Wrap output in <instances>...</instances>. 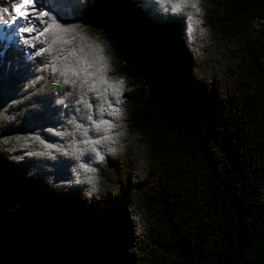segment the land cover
<instances>
[{
  "label": "trees",
  "instance_id": "16d2710c",
  "mask_svg": "<svg viewBox=\"0 0 264 264\" xmlns=\"http://www.w3.org/2000/svg\"><path fill=\"white\" fill-rule=\"evenodd\" d=\"M198 7L59 5L56 47L101 42L119 102L0 43L1 264H264V0Z\"/></svg>",
  "mask_w": 264,
  "mask_h": 264
},
{
  "label": "snow or ice",
  "instance_id": "6c2138e0",
  "mask_svg": "<svg viewBox=\"0 0 264 264\" xmlns=\"http://www.w3.org/2000/svg\"><path fill=\"white\" fill-rule=\"evenodd\" d=\"M75 2L79 3V0ZM157 2L168 6L173 14L181 18L188 8L200 12L199 0H157ZM62 3L64 0H18L11 3L10 8L0 9V30L10 34L4 39L18 37V40L12 42L22 44L25 49L33 50L28 52L29 57H43V62H37L41 64L40 70L50 72L53 77L62 78V80H56L57 83L76 85L79 81V84L86 86L89 91H96L104 97L110 94L116 102H119L124 82L108 76L111 69L101 42L94 40L91 44L79 49L56 47L58 44L68 45L70 41L64 37L75 31L74 28L66 26L59 9ZM188 19L191 20L192 16L188 15ZM201 31L203 32V29ZM11 46V44L8 45L9 48ZM77 51L82 52L83 55L75 61L69 60V57L75 56ZM5 54L4 50H0V60ZM59 103L64 102L61 100ZM88 119L92 122L91 116ZM93 127L97 132L102 131L105 134L100 135L99 138H86L83 143L90 146L97 160H103V156L95 145L112 140V136L107 133L113 129L114 125L106 119H100L98 123L93 122ZM108 151L115 150L108 149ZM89 182L93 183L94 188V182L91 179Z\"/></svg>",
  "mask_w": 264,
  "mask_h": 264
},
{
  "label": "rangeland",
  "instance_id": "374dc122",
  "mask_svg": "<svg viewBox=\"0 0 264 264\" xmlns=\"http://www.w3.org/2000/svg\"><path fill=\"white\" fill-rule=\"evenodd\" d=\"M9 35H10L9 33H6L4 31L0 30V43H2L5 47L8 46L9 44H11L12 45L11 47L16 49L17 51L25 49L22 44L12 42L13 40H18V37H12L8 40L4 39V37L9 36ZM31 51H32L31 49H25V55L28 56V52H31ZM98 206L101 210H103L105 212V214L107 216H110L113 213L114 207H115L113 202H109L106 205L99 204Z\"/></svg>",
  "mask_w": 264,
  "mask_h": 264
},
{
  "label": "water",
  "instance_id": "95a60500",
  "mask_svg": "<svg viewBox=\"0 0 264 264\" xmlns=\"http://www.w3.org/2000/svg\"><path fill=\"white\" fill-rule=\"evenodd\" d=\"M1 264V263H0Z\"/></svg>",
  "mask_w": 264,
  "mask_h": 264
}]
</instances>
